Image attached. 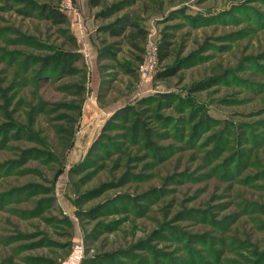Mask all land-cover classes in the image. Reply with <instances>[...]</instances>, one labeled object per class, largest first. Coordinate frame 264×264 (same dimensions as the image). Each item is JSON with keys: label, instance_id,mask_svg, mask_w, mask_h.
Here are the masks:
<instances>
[{"label": "rangeland", "instance_id": "1", "mask_svg": "<svg viewBox=\"0 0 264 264\" xmlns=\"http://www.w3.org/2000/svg\"><path fill=\"white\" fill-rule=\"evenodd\" d=\"M35 1L67 21L0 0V264H264V0ZM157 91L159 150L104 127Z\"/></svg>", "mask_w": 264, "mask_h": 264}, {"label": "trees", "instance_id": "2", "mask_svg": "<svg viewBox=\"0 0 264 264\" xmlns=\"http://www.w3.org/2000/svg\"><path fill=\"white\" fill-rule=\"evenodd\" d=\"M17 6H15V10L22 14H30L31 12L38 14L40 17L48 19L52 23L63 24L67 21L66 15L62 12L58 7L52 6L47 2H38L35 0H13ZM90 4H97L99 0H88ZM134 25L135 31H137L138 35L142 38L144 36V30L132 22H127L124 20H119V23L114 27H110L109 33L113 35L120 34L126 25ZM62 31H66L62 28ZM67 38L74 43V36L72 34H67ZM170 53L169 42L164 37L160 38L157 44V60L161 61L165 57H167ZM73 55L71 52H65L63 54V58L58 55H49L45 59H43V64L46 67L57 66L65 64L66 61L69 60L70 56ZM68 69V68H66ZM123 70L128 71L129 67L124 66ZM174 67L172 66L166 67L157 71L156 75H166L168 73L174 72ZM207 84L199 83L194 86V89H199L204 87ZM171 92L168 91H157L155 94L145 96L136 101V105L126 104L121 107L113 110L110 115L107 117L104 127L107 124H112L114 126H118L122 130V135L125 138H129L135 142H139L145 149L156 151L161 147H158L153 144L151 141L152 135L155 131L148 125V121L151 117L156 118L158 121H162L164 116L158 113L154 107H160L161 103H171ZM152 102H154V106H152ZM72 120V119H71ZM70 120V121H71ZM62 130L61 133L66 135V137H70L73 132V123L69 122L65 127L60 128ZM94 148L93 144L90 146V152H94L92 149ZM154 148H156L154 150ZM91 212V211H90ZM92 213V212H91ZM46 264H54L52 260L46 262Z\"/></svg>", "mask_w": 264, "mask_h": 264}, {"label": "built area", "instance_id": "3", "mask_svg": "<svg viewBox=\"0 0 264 264\" xmlns=\"http://www.w3.org/2000/svg\"><path fill=\"white\" fill-rule=\"evenodd\" d=\"M156 49L153 44L149 45L148 52L141 58L137 65V72L142 77H148L153 71V67L156 63ZM83 244L81 240L72 244L71 249L67 255L62 258L57 264H79L83 256Z\"/></svg>", "mask_w": 264, "mask_h": 264}]
</instances>
